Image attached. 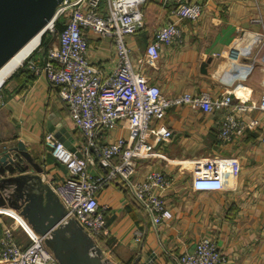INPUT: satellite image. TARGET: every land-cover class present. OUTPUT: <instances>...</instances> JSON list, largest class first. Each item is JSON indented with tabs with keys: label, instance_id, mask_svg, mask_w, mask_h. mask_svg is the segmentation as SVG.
<instances>
[{
	"label": "crops",
	"instance_id": "obj_1",
	"mask_svg": "<svg viewBox=\"0 0 264 264\" xmlns=\"http://www.w3.org/2000/svg\"><path fill=\"white\" fill-rule=\"evenodd\" d=\"M189 1L203 4L196 21L172 14L174 2L163 6L162 0H149L144 31L127 37L133 56L145 52L156 28L165 21H175L181 27L182 41L162 45L159 56L140 68L142 75L168 96L207 91L220 97L230 91L232 105L253 104L247 113L240 114L255 117L259 123L221 142V112L185 104L169 108L162 119L154 122L156 127L170 129L169 141L149 139L136 157L134 175L141 180L159 170L169 176L170 183L157 188L156 193L172 209V219L154 226L131 193L118 179H112L97 192L111 231L98 244L117 264H131L136 258L137 264L148 260L149 264H176L174 255L192 250L199 238L207 237L225 256L223 264H264V110L256 107L264 92V0ZM84 32L90 60L110 71L115 63L111 41L92 30ZM254 33L259 38H254ZM45 53L46 49H35L0 89L6 100L0 107V139L11 138L0 142V148L22 140L43 165L49 183L54 184L65 169L51 155L44 134L52 131L58 138L59 132L72 147L85 139L59 98L60 86L45 78L41 69ZM135 136L128 122L122 120L104 133L101 141L122 137L128 145ZM207 157H235L240 170L235 177L227 175L222 187L196 188L191 181V162ZM87 171L92 176L103 175L106 167L96 162ZM11 221L0 215V236ZM20 226L15 227L13 235L24 248L31 239L27 227Z\"/></svg>",
	"mask_w": 264,
	"mask_h": 264
},
{
	"label": "built area",
	"instance_id": "obj_2",
	"mask_svg": "<svg viewBox=\"0 0 264 264\" xmlns=\"http://www.w3.org/2000/svg\"><path fill=\"white\" fill-rule=\"evenodd\" d=\"M162 1L163 6L174 2L172 14L189 21L198 20L203 11L200 1ZM145 2L61 0L51 17L52 31L57 20L63 21V28L56 35V41L47 47L41 69L49 83L60 86L59 98L85 139L72 150L52 131L44 134V142L51 155L65 169V174L51 185L66 210L65 217H75L97 243L111 233L97 192L112 179H118L131 193L154 226L172 219V209L156 193L157 188L170 183L169 176L159 170L151 171L141 180L134 175L136 157L149 139L169 141L170 129L163 125L154 126V122L162 119L169 108L185 104L208 112H221L218 128L221 142H228L245 127L259 123L255 117L244 118L240 114L247 113L253 104L237 102L232 105L230 91L220 97H213L207 91L168 96L142 75L140 68L159 56L162 45H176L182 41L181 27L175 21H165L156 28L145 52L133 56L127 37L143 28L142 8ZM84 29L111 41L115 63L110 71H104L90 60L88 36ZM253 37L259 38L257 33ZM5 101L0 94V107L5 105ZM256 107L264 110V92ZM122 120L127 121L136 133L134 141L128 145L122 137L101 141L103 134ZM114 157L118 159L112 162ZM96 162L106 167L105 174L92 176L88 173V166ZM191 166L192 185L205 189L222 187L227 175L235 177L240 170L235 157L195 159ZM25 226L31 242L24 248L17 244L12 227H4L0 236V261L4 264H49L54 261L43 236ZM174 260L176 264H223L225 256L209 238L201 237L192 250L179 252L174 255Z\"/></svg>",
	"mask_w": 264,
	"mask_h": 264
},
{
	"label": "water",
	"instance_id": "obj_3",
	"mask_svg": "<svg viewBox=\"0 0 264 264\" xmlns=\"http://www.w3.org/2000/svg\"><path fill=\"white\" fill-rule=\"evenodd\" d=\"M60 1L0 0V64L52 17ZM56 135L73 150L66 137ZM6 139L11 138L0 142ZM0 208L12 209L33 232L43 236L54 255L53 264H117L75 217H65L66 210L43 165L19 139L0 148Z\"/></svg>",
	"mask_w": 264,
	"mask_h": 264
},
{
	"label": "bare ground",
	"instance_id": "obj_4",
	"mask_svg": "<svg viewBox=\"0 0 264 264\" xmlns=\"http://www.w3.org/2000/svg\"><path fill=\"white\" fill-rule=\"evenodd\" d=\"M51 21H52V18H49L17 50H15L5 61H3L0 64V84L3 83L5 78L8 75H10L14 71V69H16V67L26 58V56L36 47V45L38 44V42L41 38L42 33L46 29H49L51 27ZM247 31H249V30H247ZM243 38H245V37H242L241 39H243ZM239 41H241V40H239ZM243 42H245V41H243ZM243 42H241V43H243ZM241 43H239V44H241ZM11 211H13V210H11ZM20 221L24 225H26L22 218H20Z\"/></svg>",
	"mask_w": 264,
	"mask_h": 264
},
{
	"label": "rangeland",
	"instance_id": "obj_5",
	"mask_svg": "<svg viewBox=\"0 0 264 264\" xmlns=\"http://www.w3.org/2000/svg\"><path fill=\"white\" fill-rule=\"evenodd\" d=\"M35 1H38V0H35ZM52 33H53V31H52V29L51 28H49V29H46L43 33H42V35H41V38H40V40H39V44H40V42H41V40H42V38L43 37H45V38H53L52 39V41L53 42H55L56 41V35L53 37V35H52ZM38 44V45H39ZM38 45H37V47H38ZM50 45V44H49ZM48 45V46H49ZM36 47V48H37ZM38 49V48H37ZM33 51H35V48L26 56V58L33 52ZM25 58V59H26ZM24 59V60H25ZM23 60V61H24ZM22 61V62H23ZM21 62V63H22ZM20 63V64H21ZM19 64V65H20ZM19 65L16 67V69H14V71L10 74V75H8L6 78H5V80H7V79H9L10 77H11V75L14 73V72H16L17 70H18V67H19ZM5 80L3 81V83H2V85L0 86V89H1V87L3 86V84H4V82H5ZM0 215H2L4 218H6V217H10L11 219H12V223H10V224H8V225H10L11 227H12V231L15 229V227H18V226H20V225H24L21 221H20V218L18 217V215H17V213L15 212V211H11V210H6V212L5 211H2V210H0ZM25 226V225H24ZM21 227V226H20ZM15 231V230H14ZM15 235V234H14ZM28 236H29V238L31 239V237H30V235L28 234ZM29 239V240H30Z\"/></svg>",
	"mask_w": 264,
	"mask_h": 264
},
{
	"label": "trees",
	"instance_id": "obj_6",
	"mask_svg": "<svg viewBox=\"0 0 264 264\" xmlns=\"http://www.w3.org/2000/svg\"><path fill=\"white\" fill-rule=\"evenodd\" d=\"M148 3H149V0H146V2H145V4L143 5V8H142V12H143V17H144V26H143V28L142 29H140L138 32H140V31H144V28H145V26H146V24H145V11H146V6L148 5ZM63 28V21L62 20H57L55 23H54V30H53V33H52V35H53V37L55 36V35H57L58 33H59V31L61 30ZM52 39L53 38H45V37H43L42 38V40H41V42H40V44L38 45V47H37V45H36V47L38 48V49H41V48H43V49H47V47H48V45L52 42ZM35 47V49H37ZM16 73V72H15ZM104 237H102L100 240H99V242H100V244H101V242H103V239Z\"/></svg>",
	"mask_w": 264,
	"mask_h": 264
}]
</instances>
